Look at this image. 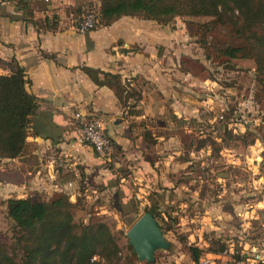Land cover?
<instances>
[{"label": "rangeland", "instance_id": "1", "mask_svg": "<svg viewBox=\"0 0 264 264\" xmlns=\"http://www.w3.org/2000/svg\"><path fill=\"white\" fill-rule=\"evenodd\" d=\"M89 8L99 10L93 4ZM212 20H175L191 35L185 42L192 57L186 54L182 63L199 82L192 86L197 114L187 121L170 115L140 122L150 136L172 137L171 147L152 136L149 149L130 157L123 152V158L117 152L111 161L98 155L101 159L89 171L61 162L55 166V182L67 188L28 195L42 201L70 195L71 202H78V225L101 220L110 226L122 248V264H147L131 256L127 232L150 211L172 244L170 250L156 252L154 264H192L190 247L204 250L202 258L208 249L222 245L234 253V264L264 263V88L257 82L252 58L224 55V50L240 44L229 28L203 29ZM133 122L138 126L139 121ZM78 137L82 138L80 132ZM3 202L0 199V243L12 253L17 232Z\"/></svg>", "mask_w": 264, "mask_h": 264}, {"label": "crops", "instance_id": "2", "mask_svg": "<svg viewBox=\"0 0 264 264\" xmlns=\"http://www.w3.org/2000/svg\"><path fill=\"white\" fill-rule=\"evenodd\" d=\"M19 2L0 0V60H15L24 68L31 81L26 89L41 106L24 155L0 160L3 201L27 198L31 191L63 192L67 185L55 182L59 177L55 166L61 162L88 171L96 167L101 158L78 137L76 112L105 122L121 158L123 152L130 157L149 149L148 140L156 138L141 121L170 115L187 121L197 114L192 86L199 82L182 63L186 54L192 55L185 42L191 35L183 25L125 16L109 27L81 34L75 27L81 11L90 4L100 8L99 0H25L31 19L46 27L40 29L29 23ZM84 68L119 76L123 105L115 89L98 86ZM10 73L0 69L2 75ZM99 77L104 80V75ZM133 120L138 126H132ZM156 139L172 146V137ZM219 260L231 264L228 256Z\"/></svg>", "mask_w": 264, "mask_h": 264}, {"label": "trees", "instance_id": "3", "mask_svg": "<svg viewBox=\"0 0 264 264\" xmlns=\"http://www.w3.org/2000/svg\"><path fill=\"white\" fill-rule=\"evenodd\" d=\"M98 27H109L118 19L129 16L168 25L185 17H207L213 20L203 25L210 31L218 27L229 28L239 46L227 48L224 55L230 59L244 56L256 63L257 82L264 88V0H99ZM19 7L30 19L29 23L46 29L35 22L25 0ZM30 11V13H29ZM28 21V20H26ZM48 21V20H47ZM50 29V28H49ZM53 30V29H52ZM0 69H9V75L0 74V160L19 159L27 148L41 101L30 94L26 86L31 81L15 60H0ZM83 71L98 85L115 89L123 105V88L119 76L100 70ZM104 75V80L100 75ZM264 143V129L261 131ZM264 168V160H263ZM6 216L17 232L15 250L0 243V264H122V248L110 226L104 221L90 220L87 224L75 222L74 211L78 202L64 193L50 201L40 199H9L3 202ZM157 219V215L150 211ZM134 221L131 222L133 224ZM162 229V226H161ZM127 249L136 257L129 242ZM194 261L205 253L190 247ZM226 246L207 253L222 254ZM238 258V257H237ZM239 260V259H238ZM241 261V260H239ZM125 264V263H124ZM259 264H264L260 262Z\"/></svg>", "mask_w": 264, "mask_h": 264}, {"label": "built area", "instance_id": "4", "mask_svg": "<svg viewBox=\"0 0 264 264\" xmlns=\"http://www.w3.org/2000/svg\"><path fill=\"white\" fill-rule=\"evenodd\" d=\"M98 20L99 12L89 8L82 18L77 21L75 26L76 30L81 34L95 31L97 29ZM73 118L79 126L82 141L90 146L96 154L111 161L116 154V147L108 134L105 122L98 117L89 116L82 112H76ZM227 255L230 258V262L234 264L236 262L234 253L232 251L228 252L227 250L222 254H206L200 258L196 264H215L222 256ZM237 264H244V262Z\"/></svg>", "mask_w": 264, "mask_h": 264}, {"label": "water", "instance_id": "5", "mask_svg": "<svg viewBox=\"0 0 264 264\" xmlns=\"http://www.w3.org/2000/svg\"><path fill=\"white\" fill-rule=\"evenodd\" d=\"M127 238L139 262L155 263L159 250H170L172 244L165 238L161 225L151 213H145L127 232Z\"/></svg>", "mask_w": 264, "mask_h": 264}]
</instances>
